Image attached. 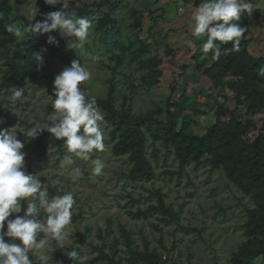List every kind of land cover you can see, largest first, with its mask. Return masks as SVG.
I'll return each instance as SVG.
<instances>
[{"label":"rangeland","instance_id":"rangeland-1","mask_svg":"<svg viewBox=\"0 0 264 264\" xmlns=\"http://www.w3.org/2000/svg\"><path fill=\"white\" fill-rule=\"evenodd\" d=\"M106 1L111 4L116 2L65 1L66 8L71 5H75L77 10L86 5L92 7L85 17L94 18V22L87 42L80 48L69 49L67 43L72 38L63 35L59 29L47 34H42L41 31L36 33L38 52L43 57L40 79L24 89L20 100L13 101L10 91L1 92L0 121L3 123H0V128L16 127L18 139L24 143L22 151L26 153L25 171L29 174L39 173L42 184L48 189L49 198L68 191L73 193L76 204L72 209V223L68 226L72 233L68 247H75L82 257H87L85 264L94 260L98 253L89 244L80 242V234L89 232L91 244L101 246L104 242L99 234L102 232L105 237L109 220L113 221L114 237L123 242L120 229L124 227L133 233L135 246L143 250L144 240H147L150 249L162 255L164 264H230L232 255L246 242L244 233L247 212L254 208V204L227 180L222 170L212 169L210 157H205L200 165H188L181 177L171 176L169 172H177L179 169L173 148L168 150L162 143L153 144L149 140L147 156L155 168L156 179L151 183H132L128 180L131 164L127 157L113 156L115 142L110 138L105 122L102 125L105 150L94 151L90 154L92 159L88 161L77 158L74 165L65 168L60 167V161L66 154L65 146L60 150L47 139L45 144L48 153L44 158H38L31 153L28 140L21 138L25 137L22 129L32 126L46 128L50 123L47 115L54 111V98L50 96L54 78L65 66H70L73 59L79 60L91 72V79L83 82L82 90L104 100L113 91L117 114H121L126 108L135 115L156 111L157 108L165 110L169 98L177 99L179 93L185 92L189 100V112L192 114H188L192 124L184 131L188 136H204L215 120V106L225 101L229 109L237 108L240 120L251 119L255 122L257 130L253 132L252 138L257 131L264 130V113L249 116L244 104L236 107L233 95L226 96L222 90L216 91L202 75L211 62H204L207 57L201 45L205 37H195L193 19L186 20L190 15L186 0H126L113 14L114 23L101 27L104 9L101 10L100 6ZM44 2L45 0H11L15 24H29L31 9L36 5L41 13ZM53 11L56 10L51 7L47 15ZM133 11L142 14L138 29L134 27L138 16H133ZM152 28L155 30L152 31ZM261 32L264 29L259 31ZM49 35L57 43H47ZM257 37L260 40H254L251 52L256 58H264V37ZM17 41L21 39L17 38ZM145 46H150L152 57L163 60V75L158 85L150 84L151 71L146 66L148 57L142 51ZM166 47L173 50L172 55H168ZM4 70L0 64V78L3 77ZM101 114L105 119L106 114L102 111ZM158 118L165 121V113ZM181 128L182 121H179L178 130ZM94 159H100L104 164L99 175L92 171ZM75 167L82 170L83 176L73 180L71 169ZM158 191L165 196L167 207L179 215L177 223L164 226L159 222L158 215L148 220H135L127 214V211L137 212L147 210L152 204L157 205V197L152 195ZM128 194L136 203L127 208L119 206V198ZM128 202L129 199L124 203ZM24 208L26 204H22V212L15 215H22ZM42 237L43 234L39 238ZM5 239L8 241L10 238ZM16 243L21 242L17 239ZM110 243L111 238L106 240L107 246ZM47 251L52 256V264H72L63 249H55L54 242L50 243ZM29 259H33V264H39L31 254ZM257 264H264V260L258 259Z\"/></svg>","mask_w":264,"mask_h":264},{"label":"trees","instance_id":"trees-1","mask_svg":"<svg viewBox=\"0 0 264 264\" xmlns=\"http://www.w3.org/2000/svg\"><path fill=\"white\" fill-rule=\"evenodd\" d=\"M65 1L61 0V3L65 5ZM125 1L116 0L114 4L106 1L100 6L101 10L104 9L101 27L114 23L112 16ZM51 7H54L56 11L62 10V5L59 3L50 6L44 2L37 21L43 23ZM91 8L86 5L77 10L75 5H71L66 10L75 13L76 16L85 17L91 12ZM132 14L138 16L134 25L138 29L142 22V14L136 11ZM12 15L11 0L0 1V64L5 68L3 77L0 78V94L2 91L9 92L10 87L25 89L29 84H36L40 79V66H37L32 58V54L38 52L36 43L38 31L26 33L25 38L18 42L13 34L6 31L9 23H15ZM255 17L264 19V14L256 9L251 15L246 11L241 13L238 22L246 27L247 31L241 39L240 51L221 56L218 61L211 59L210 51L205 54L207 58L204 62L209 60L211 64L202 72V75L211 82L213 89L222 90L226 96L233 95L236 107L244 104L249 116L264 113V77L258 75L259 69L264 67V58H255L249 52V45L252 42L251 19ZM153 30L155 28H152ZM222 47L231 48V42ZM166 48L168 55H172L173 50ZM150 49V46H145L142 51L148 57L146 66L151 71L150 84L154 86L159 84L163 75L161 68L163 60L152 57ZM52 95L53 91L50 92L51 97ZM113 95V91H110L107 99H97V103L100 111L106 114L104 122L109 128L110 138L115 142L112 149L113 156L127 157L131 164L128 180L132 183H151L156 179L155 168L147 156L149 140L153 144L162 143L168 150L173 148L179 169L177 172H169L171 176L181 177L188 165L191 163L200 165L205 157H210L212 169L222 170L227 180L243 195L249 197L254 204V208L247 212L244 233L246 242L240 246L238 252L232 255L230 264H257L258 259L264 260V130L257 131L252 138L253 132L257 130L255 122L251 119L240 120L237 108L229 109L225 101L215 106V120L204 136H188L184 134V131L190 127L192 120L188 115L191 113L185 92L179 93L177 99L169 98L166 101L165 110L157 108L156 111L139 115H135L129 108L117 114ZM162 113L166 115L165 121L158 118ZM179 121H182L180 131L178 130ZM21 138L28 140L31 153L38 158H44L48 153V147L45 144L47 139H50L53 146L60 150L65 146L63 139L51 136L46 130L34 139L23 136ZM152 196L157 197V205L152 204L147 210L127 211V214L135 220H148L158 215L159 222L164 226L177 223L179 215L172 208L167 207L165 196L160 191ZM128 199L130 202L125 204L124 202ZM135 203L136 200L130 194L119 198V206L125 208ZM112 223V220L108 221L105 237L102 236V232L99 234L104 242L101 246L91 244L89 232L80 234V242L89 244L98 253V256L88 264L102 262L106 264H164L162 255L151 250L147 240H144L143 250L135 246L133 233L124 227L120 229L123 242L120 238L114 237ZM156 228L161 231L159 227ZM110 238L111 243L107 246L106 240Z\"/></svg>","mask_w":264,"mask_h":264},{"label":"clouds","instance_id":"clouds-1","mask_svg":"<svg viewBox=\"0 0 264 264\" xmlns=\"http://www.w3.org/2000/svg\"><path fill=\"white\" fill-rule=\"evenodd\" d=\"M45 3L50 6L59 3L62 10L49 13L43 23H33L40 14L35 5L31 9V22L28 25L9 23L6 31L22 40L26 33L41 31L47 34L59 29L63 35L72 38L67 43L69 49L82 47L87 42L94 18L68 12L61 0H45ZM255 7V0H203L193 14V35L206 37L201 45L202 51L205 54L211 51L213 61L230 52L240 51L241 39L247 29L238 21L242 12L251 15ZM229 42L231 48L222 47ZM47 43L57 42L49 35ZM32 58L37 66L43 64L39 52L33 53ZM258 75L264 77V67L259 69ZM90 79L88 68L73 59L70 66H65L54 78V111L47 115L50 123L46 128L32 126L21 130L25 137L31 139L45 130L51 136L63 139L66 154L60 161L61 168L74 165L77 158L88 161L92 159L90 154L94 151L105 150L104 117L97 97L88 95L81 88L83 82ZM24 91L23 87H10L11 99L20 100ZM23 148L24 143L18 139L16 127L0 128V264H33L29 254L39 264H52V256L47 251L51 242H54L55 249L64 250L72 264H85L87 257H82L75 247H68L72 235L68 226L72 223V209L76 204L73 193L68 191L49 198L48 189L42 184L39 173L29 174L25 171L26 153L22 151ZM92 163L93 173L101 174L103 162L94 159ZM82 176L79 167L71 169L73 180ZM22 204H26L23 214L15 215L22 212ZM41 213L44 215L41 216ZM41 234L43 237L39 238ZM6 237L10 239L6 241ZM17 239L21 243H16Z\"/></svg>","mask_w":264,"mask_h":264},{"label":"crops","instance_id":"crops-1","mask_svg":"<svg viewBox=\"0 0 264 264\" xmlns=\"http://www.w3.org/2000/svg\"><path fill=\"white\" fill-rule=\"evenodd\" d=\"M186 2H187L186 3L187 9H188V11H190L189 12L190 15H189V13H187L189 16H188V18H186V20L188 19L187 21H189V20H192L193 19V14L195 12V8L196 7H199V5L203 2V0H186ZM255 5H256L255 9L264 14V0H255ZM251 26L252 27H251V35H250V38H251L252 42L249 45V52L252 55L251 49H252L253 45H255L254 40L255 39H258L257 41L259 42L260 39L257 36L260 35V37L262 39L264 37V32L259 33V31L261 29H264V19L258 18V17H255V18L251 19ZM255 33L256 34L259 33V34L256 35Z\"/></svg>","mask_w":264,"mask_h":264}]
</instances>
